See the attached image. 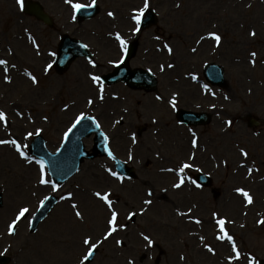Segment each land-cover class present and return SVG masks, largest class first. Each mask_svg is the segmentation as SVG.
Here are the masks:
<instances>
[{
	"label": "rangeland",
	"instance_id": "1",
	"mask_svg": "<svg viewBox=\"0 0 264 264\" xmlns=\"http://www.w3.org/2000/svg\"><path fill=\"white\" fill-rule=\"evenodd\" d=\"M39 1L57 17L56 30H60L59 20L69 17L64 13L65 5L60 0V10L58 0ZM144 3L145 0H99L100 16L89 24L75 23L74 32L110 35L117 30L133 31L130 16L143 9ZM148 4L155 9L158 24L139 34L140 46L131 65L158 76V89L152 93L123 85L102 88L92 84L94 81L88 76L98 71L94 72L83 59L62 76L53 70L48 73L44 65L50 59L43 56L52 32L22 16L8 15L6 3L0 5V60L7 61V66L0 65V110L6 114V122L0 120V140H16L28 154L33 137L41 134L47 148L56 152L76 119L81 114L90 115L109 135L115 153L137 173L136 180L119 183L112 164L96 159L85 162L75 177L55 188L46 167L42 171L35 157L28 154L29 159L22 160L13 144H0V255L9 258L8 264H88L83 259L90 250L83 243L87 237H91L98 251L90 264H252L253 258L256 263L264 259V223H260L264 220V0H148ZM109 12L114 16H109ZM26 26L34 27L40 52L16 39L24 36ZM206 33L220 35L221 41L213 47L212 41L204 40L198 49V40ZM155 36H164L174 48L166 59L155 52L162 45V39H154ZM113 47L105 44L101 54L104 60L115 59L110 54ZM253 52L255 56L251 55ZM211 62L225 70L227 86L220 89L222 94L231 96L235 106L243 104L245 112L261 123L249 129L245 120L243 129L224 136L218 149L209 148L205 164L199 161L201 170H212L218 199L208 190L188 193L187 188L161 196L176 178H164L160 170L176 168L178 159L183 158L177 155L188 154V148L183 147L191 138L174 125V112L211 111V96L202 95L207 90H201L193 81ZM168 63L175 65L167 69ZM105 66L107 70L111 67L108 63ZM176 77L179 83H175ZM17 80L20 84L16 87ZM186 92L192 96L186 97ZM176 93L179 98H175ZM101 95L107 98L104 102L100 101ZM217 119L222 121L224 116L218 115ZM212 127L198 130L200 144L223 129L217 123L213 130ZM141 128L146 131L140 135ZM175 129L182 135L178 134L180 144L173 147L167 137ZM240 134L245 137L240 139ZM225 140L229 144L223 147ZM85 145L91 149L92 138L85 139ZM173 148H179L177 155L171 153ZM240 163L246 164L251 173H245V167L243 173H234V166ZM42 178L49 183H41ZM239 187L249 192L252 203L245 204L243 192L235 193L234 188ZM97 192L107 195L112 206H106L95 195ZM148 193L153 196L148 197ZM51 195L59 197V204L37 232L31 233V218ZM149 200L150 204L146 202ZM73 204L77 207L73 208ZM22 208L28 212L17 220ZM76 211L83 219L75 215ZM113 211L118 213L116 231L107 236ZM193 219L199 222L194 223ZM220 219L225 221L224 230L233 237L240 259L235 258L225 238H218L224 236L218 223L216 229ZM14 220L17 223L12 235L9 225ZM206 220L212 222V228L205 224Z\"/></svg>",
	"mask_w": 264,
	"mask_h": 264
},
{
	"label": "water",
	"instance_id": "2",
	"mask_svg": "<svg viewBox=\"0 0 264 264\" xmlns=\"http://www.w3.org/2000/svg\"><path fill=\"white\" fill-rule=\"evenodd\" d=\"M28 12L31 14H34L42 19L47 18L45 14H43L41 8L37 4L33 3H27L26 5ZM88 9H83L82 13L85 14L84 11H87ZM89 15V14H88ZM149 18H153L152 12H149L146 15V18L144 20V26H147ZM80 49V48H79ZM74 51V52H73ZM72 52L68 53L65 58H67V61L65 63H62L61 66L58 65L59 70L62 72L68 66L71 64V62L78 56L85 55L86 52L84 50L80 49V53L76 50H73ZM66 53V52H63ZM66 60V59H65ZM215 67H211L209 70L210 76H214ZM219 69V68H218ZM220 76H221V70H220ZM139 76L135 75L134 80L138 81ZM140 86H144L142 84H139ZM137 85V86H139ZM147 89H150L148 86H144ZM194 116V115H191ZM191 122V121H189ZM92 133H96V147H95V154L89 155L84 150V146L82 143V138L84 136H89ZM102 135L98 132V128L95 124V122L92 119L85 118L83 119L80 124L69 134L68 139L65 143V146L62 148L60 153L56 155H50L46 148H45V142L40 137L35 139L33 146L31 147L32 153L37 154L39 157H41L44 161L47 162L49 166V170L51 175L53 176L56 183L61 184L65 180H67L70 176H72L75 172H77L80 164L84 161L85 158H94L96 156V152L103 153V144H102ZM129 175L132 174V171H129ZM0 195V206L2 205ZM56 199L54 197L49 198V200L42 206L39 213L37 214L33 225H32V231L34 232L37 229L38 224L47 216V214L50 212L51 208L55 204ZM7 260L0 258V263H6Z\"/></svg>",
	"mask_w": 264,
	"mask_h": 264
},
{
	"label": "snow or ice",
	"instance_id": "3",
	"mask_svg": "<svg viewBox=\"0 0 264 264\" xmlns=\"http://www.w3.org/2000/svg\"><path fill=\"white\" fill-rule=\"evenodd\" d=\"M66 2L69 3V4L73 7V9H74L76 12H79L81 9L86 8V7H94V6H95V0H92V3H91L90 5H84V4H80V3H73V0H66ZM18 3H19V5H20L21 8L24 7V0H18ZM148 7H149L148 0H145L144 8L141 9V10H139L138 13H137L136 15H133L132 19L135 20V22H136L137 25H139V24L141 23V18L144 16L145 11L148 10ZM108 15H109V16H114V13L109 12ZM135 31H136V32H139V31H140L139 27H137V28L135 29ZM251 34H252L253 36L256 35V33H255L254 31H253ZM211 35L214 36L215 40H216L217 43L219 44V42L221 41V36L218 35V34H215V33H212ZM117 39L120 40L121 47L124 48L125 51H127V43H126V41H125V40L119 35V33H117ZM37 47H38V46H37ZM85 47H87V45H85ZM165 47H167V50H168L169 53L172 52V48H171V47H168L167 45H166ZM251 55H252V56H255L256 53L253 52ZM0 65H5V66H7V61H5V60H0ZM93 66H95V65H93ZM169 66L171 67V65H169ZM48 67L51 68L52 65H49ZM162 70H163V69H162ZM5 71H7V67H5ZM5 79H6V80H9V82H11L10 79H9L8 77H5ZM100 79H101V78H100L99 76H95V75L92 76V80H93V81H97V82H98V81H100ZM32 80H33V82H37L35 76H32ZM101 91H102V90H101ZM102 98H103V96L101 95V99H102ZM89 103H92V101L89 100ZM171 103H172V107H175V106H176V101H175V99H173ZM83 119H84V116H83V114H81V116L77 119L76 123L79 124L80 121L83 120ZM0 120H4V121L6 122V114H5L2 110H0ZM229 124H231V121H229ZM28 135L31 136L32 133H28ZM5 143H11V144H13V145L16 147V150L19 152V154H20L24 159H26V160L28 159L26 153L21 149V145H20L16 140H11V141L0 140V144H5ZM193 143L195 144V141H193ZM244 155L247 156V153L245 152ZM39 163L41 164V170L43 171V168H44L43 162H39ZM189 167H191V165H187V164L184 165V168H189ZM181 171H183V168L181 169ZM113 175H116V174L113 173ZM121 179H122V177H121ZM183 182H184V181H183V178H181L180 183H179V184H176L175 187H180L181 184H183ZM41 183L47 184V183H49V181H48L47 179L42 178V179H41ZM237 191H239V192H243V194L247 197L248 203H249V204L252 203V197H251L247 192H244L243 189H237ZM95 195L98 196V197H101L102 199H104L105 201H107L108 204H109V207H111V201L108 199V196H107V195H105V196H101V193H99V192H97ZM149 195H151V193H149ZM68 198H69V199L71 198V194H69V197H68ZM146 202L149 203V204L151 203L150 200H149V201H146ZM72 207H73V208H76L77 205L73 204ZM27 212H28V209H27V208H22V209L19 211V214H18L17 220H19L20 217H24L25 213H27ZM75 215H76L77 217L83 219V216H82V214H81L79 211H76ZM117 215H118L117 212H115V211L112 212L111 219H110V221H109V224L112 225V227H111V230L108 231L107 236H111L112 233L116 231V227H115V225H116V222H117ZM132 215H135V213H133ZM17 220H14V221L12 222V224L9 225V231H10V234H11V233H14V231H15V229H16V223H17ZM197 222H199V221H197ZM260 223H264V220L260 221ZM218 224L220 225L221 231L224 232V236H221V237H218V238H219V239H224L225 236H226L227 239H228L229 241L232 242L233 251L235 252V258H236V259H240V257H241V253H240L239 249L236 247V244H235V241L233 240V237L230 236V235H227V233H226L225 230H224V224H225V221H224L223 219H220V220L218 221ZM107 236H106L105 238H107ZM144 238H145L146 240H149V243H150V244L152 243L151 240H150L147 236H145ZM83 243H84L85 245H89V246H90V250L87 252V254H86V255L84 256V258H83L85 261H87V260L89 259V257H91V256L93 255V252H94V250L96 249L97 245H96L95 243L92 242L91 237H87V238H85L84 241H83ZM121 243H122V242H121ZM209 251H213V250L209 247ZM252 264H256V261H255L254 258H253Z\"/></svg>",
	"mask_w": 264,
	"mask_h": 264
},
{
	"label": "flooded vegetation",
	"instance_id": "4",
	"mask_svg": "<svg viewBox=\"0 0 264 264\" xmlns=\"http://www.w3.org/2000/svg\"><path fill=\"white\" fill-rule=\"evenodd\" d=\"M60 3V10L63 9V5L61 4L60 0H58ZM6 3V8H7V12L8 15L14 16L17 15L19 17H21L22 15L20 14V12L18 11V0H0V5ZM59 13V12H58ZM61 14V13H59ZM59 24H60V30L59 32L57 30H52V35L48 41V47L53 49L55 52L57 51V45L59 43V39L60 36L62 35V31H66L68 30V28L72 27V21L65 17V19H60L59 20ZM81 37L91 43L93 46H95L96 48H104L105 47V40L102 38V36H98L96 34H81ZM17 40H24L23 37H16ZM109 44H111L112 46H114L112 48V51L115 55L119 54V48L116 42H109Z\"/></svg>",
	"mask_w": 264,
	"mask_h": 264
},
{
	"label": "bare ground",
	"instance_id": "5",
	"mask_svg": "<svg viewBox=\"0 0 264 264\" xmlns=\"http://www.w3.org/2000/svg\"><path fill=\"white\" fill-rule=\"evenodd\" d=\"M206 44H207V43H206ZM206 44L204 45V47L207 46ZM263 65H264V63H263ZM19 84H20V81L17 80L15 86L17 87ZM193 89H194V88H193ZM185 94H186V95H185L186 97H187V95H191V93L188 94L187 92H186ZM104 110H105V109H104ZM242 168H243V167H241V166H240V167H235V168L233 169V170H234V173H243L244 170H243ZM247 172H248V168H245V173H247ZM263 187H264V186H263ZM237 189H242V188H240V187H239V188H234V191H235L236 194H238V192H239V191H237ZM259 190H260V189L258 188V191H259ZM240 193H241V192H239V194H240ZM205 224L208 225V224H211V222H210L209 220H206Z\"/></svg>",
	"mask_w": 264,
	"mask_h": 264
}]
</instances>
